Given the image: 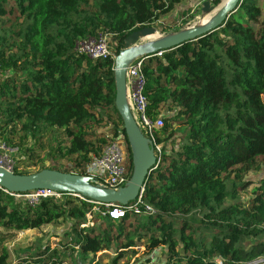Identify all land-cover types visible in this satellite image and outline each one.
<instances>
[{
	"label": "trees",
	"instance_id": "1",
	"mask_svg": "<svg viewBox=\"0 0 264 264\" xmlns=\"http://www.w3.org/2000/svg\"><path fill=\"white\" fill-rule=\"evenodd\" d=\"M185 1L0 0V140L20 153L28 135L36 140L49 129L63 130L54 149L73 157L72 173L81 174L77 168L121 135L131 174L115 104L114 58L92 59L76 45L114 34L116 56L128 36L157 27ZM206 1L214 8L221 2L202 1L201 11ZM143 59L149 116H161L164 108L172 116L157 141L179 140L168 151L163 147L139 212L128 209L134 200L112 220L102 205L67 194L32 205L0 189V264H10L5 243L17 233L67 218L73 223L62 241L68 239L66 251L79 253L77 264H120L137 247L149 254L166 247V264L264 257V0H241L218 29ZM94 123H104L111 135L91 141ZM18 167L14 173L28 175ZM256 172L262 175L254 180ZM247 190L246 202L241 194ZM89 213L92 224L83 226ZM60 250L48 246L17 264H69Z\"/></svg>",
	"mask_w": 264,
	"mask_h": 264
},
{
	"label": "water",
	"instance_id": "2",
	"mask_svg": "<svg viewBox=\"0 0 264 264\" xmlns=\"http://www.w3.org/2000/svg\"><path fill=\"white\" fill-rule=\"evenodd\" d=\"M240 1L228 0L219 9L211 7L210 2L206 1L202 7V12L212 15L207 22L153 41L142 42L149 37L156 36L155 27H145L135 31L126 38L125 48L114 57L115 104L123 121L133 165L131 178L125 186L118 189L105 188L94 185L89 176L54 169H43L34 174L21 175L0 167V188L12 193L50 190L81 195L95 204L127 206L136 200L145 185L146 178L156 165V157L151 141L142 133L132 115L127 100L126 69L137 59L170 50L185 41L197 39L209 31L218 29L229 15L236 11Z\"/></svg>",
	"mask_w": 264,
	"mask_h": 264
},
{
	"label": "rangeland",
	"instance_id": "3",
	"mask_svg": "<svg viewBox=\"0 0 264 264\" xmlns=\"http://www.w3.org/2000/svg\"><path fill=\"white\" fill-rule=\"evenodd\" d=\"M202 1L203 0H186L183 9L177 8L170 16L160 20V22L158 23L156 36L149 37L142 42L153 41L160 37H166L168 35L175 34V31L177 29H180V31H182L195 25L201 24L202 21L208 18L207 16H212L208 14L205 15V13L201 11L200 7H197V9L194 8V5ZM225 1L226 0H221V3ZM221 3L216 7V9H219ZM160 117H163L164 123H167V121L170 119L169 117L172 116L164 108L163 113ZM89 130L90 133H93L91 141H95L99 137L101 138L100 134L105 137L111 135V132L109 133V129L106 128V125L104 123H94V126ZM41 135H43V138H40ZM41 135H39L38 139L36 140L32 139V137L28 135L27 142L20 146L21 152H17L15 156V159L17 160V166H19L18 168L24 170L28 174H34L36 172H39V170L41 171V169H60L63 172H73V170H76L72 169V167L75 166L73 157L62 158L57 154V151L55 150L57 148V142L64 137L63 130L49 129L47 132H44ZM178 140L179 138L177 136H174L170 141H162L161 144L162 147L166 148L168 151L172 147L177 145H171V142L177 143ZM14 141L16 144L18 143L17 136L14 137ZM63 141L65 142V140ZM27 150L29 151L27 152ZM84 165L85 164H83V166ZM77 170H79V168H77ZM259 172L251 174V178H254V180H256L255 178L262 175L260 174L261 172ZM241 197L242 200L247 202L251 198L250 191L247 190L243 192L241 194ZM93 211H98V208L93 207ZM59 222L60 223L57 224L43 226L39 229L17 233L12 241L6 242V247L10 253V264L24 263L32 256H37L40 252L45 251L48 246L50 248H60V251L62 253H65L69 257V264H71L72 262H75L77 264L78 259H80L79 253L77 252V250H69V247L68 251H66L65 243L68 239H64L62 241L63 236H65V234L70 231L73 221L71 218H67L62 219ZM165 253L166 247H161L151 254L146 253L144 247H137L130 252H126L120 264H166L167 260ZM110 259L111 256L109 258L106 257L104 258L103 262H110Z\"/></svg>",
	"mask_w": 264,
	"mask_h": 264
},
{
	"label": "built area",
	"instance_id": "4",
	"mask_svg": "<svg viewBox=\"0 0 264 264\" xmlns=\"http://www.w3.org/2000/svg\"><path fill=\"white\" fill-rule=\"evenodd\" d=\"M202 2L198 5L201 7ZM160 22V21H159ZM158 22V23H159ZM157 23V24H158ZM154 27V26H153ZM156 30L158 26L155 27ZM116 43L115 35L110 33H101L95 38L79 41L76 45V50L79 54H85L92 59H106L113 56V47ZM162 52L157 53L160 56ZM144 59L133 61L126 69V92L127 100L132 112V115L141 129L147 134V138L151 141L154 154L157 162L162 158L163 147L158 140V131L163 129V117L152 118L147 112V98L144 95L145 76L142 71ZM123 137L112 138L110 142L103 148L99 154H93L90 161L87 162L79 172L80 175L89 176L94 185H99L105 188L118 189L130 180L132 173L129 172V161H127V152L125 149ZM16 149H13L5 142L0 140V167L8 171L14 172L16 167ZM75 174V172H74ZM2 189V188H0ZM6 194L17 199H25L32 205L38 204L43 199L53 198L60 200L65 197L66 193L55 192L50 190H34L27 193H12L2 189ZM144 187L141 189L139 197L136 199V204L131 205L128 209L139 212L138 203L141 202ZM80 201L90 202L87 198L81 195L67 194ZM104 208V214L112 220H119L125 214L127 206L116 204H100ZM147 212L153 213L150 208ZM87 223L83 226L92 224V214H87ZM264 228V227H263ZM242 264H264V257H259L252 262Z\"/></svg>",
	"mask_w": 264,
	"mask_h": 264
},
{
	"label": "crops",
	"instance_id": "5",
	"mask_svg": "<svg viewBox=\"0 0 264 264\" xmlns=\"http://www.w3.org/2000/svg\"><path fill=\"white\" fill-rule=\"evenodd\" d=\"M204 1V0H203ZM227 1H225V3H226ZM221 3V2H220ZM224 2H222L221 3V6L219 7V8H221L224 4H225ZM200 4V2H198V4H196V5H194L195 7V9H197V7H198V5ZM184 6H185V3L184 4H182L181 6H179L178 7V9H183L184 8ZM216 8V7H215ZM206 15V14H205ZM208 17V19L211 17V16H207ZM207 21V19L206 20H204V21H202L201 22V24H203V23H205ZM201 24H198V25H201ZM198 25H195V26H198ZM195 26H193V27H195Z\"/></svg>",
	"mask_w": 264,
	"mask_h": 264
},
{
	"label": "bare ground",
	"instance_id": "6",
	"mask_svg": "<svg viewBox=\"0 0 264 264\" xmlns=\"http://www.w3.org/2000/svg\"><path fill=\"white\" fill-rule=\"evenodd\" d=\"M226 1H228V0H226ZM224 3H225V2H224ZM206 18H207V17H206ZM207 19H208V18H207ZM207 21H208V20H207ZM207 21H206V22H207Z\"/></svg>",
	"mask_w": 264,
	"mask_h": 264
},
{
	"label": "clouds",
	"instance_id": "7",
	"mask_svg": "<svg viewBox=\"0 0 264 264\" xmlns=\"http://www.w3.org/2000/svg\"><path fill=\"white\" fill-rule=\"evenodd\" d=\"M153 27V26H152Z\"/></svg>",
	"mask_w": 264,
	"mask_h": 264
}]
</instances>
